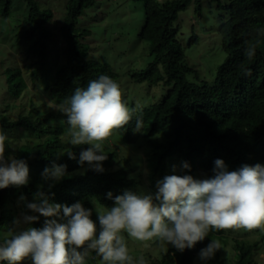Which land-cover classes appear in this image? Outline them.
Instances as JSON below:
<instances>
[{"label": "trees", "instance_id": "16d2710c", "mask_svg": "<svg viewBox=\"0 0 264 264\" xmlns=\"http://www.w3.org/2000/svg\"><path fill=\"white\" fill-rule=\"evenodd\" d=\"M134 1L141 3L144 15L137 37L148 44L151 61L142 71L131 73L130 79L135 84L160 85L165 92L158 101L135 111L127 125L114 130L110 139L103 142L108 155L102 164L103 172H94L87 163L83 166L78 163L80 152L90 146H71L68 139V144L65 143L67 117H62L61 112L17 113L10 117L12 110L21 106L22 101L19 100L29 89L18 62H14L8 71L6 84L10 96L9 103L0 112V130L6 135L21 132L30 138L22 140L23 136H18V139L9 140L5 153L6 159L11 156L26 161L29 182L25 186L0 189V243L10 230H16L13 225L18 218L39 216L26 207L27 203L40 202L35 197L38 189L52 203L71 206L79 202L84 208L91 209L98 236L99 221L95 209L112 207L115 196L132 189L154 195L156 182L168 175V170H173V167L177 168L176 175L188 174L202 179L201 173L206 178L213 176L217 159L223 160L229 171L242 165L264 166V0H209L225 15L221 16L222 22L217 30L225 58L216 68L210 84L189 80L196 71L184 59L177 39L178 28L174 25L178 14L192 1L195 9H199V0ZM96 2L67 0L65 17L57 22L56 19L51 21V11L41 8L37 0H0L1 17L11 18L12 10L19 16L14 30L20 31L15 34L13 30L12 34L15 43L19 44V54L22 50L20 61L25 65L28 81H39L42 90L36 96L50 100L55 108L71 97L76 88H86L89 81L100 75L116 81V74L107 64L88 58L86 37L89 31L77 26L83 12L93 8ZM51 27L57 28L65 47L64 61L53 69L48 67L49 41L54 38ZM193 40H196L195 35H192L189 45ZM249 49H254L251 59L248 57ZM248 71L250 75L246 74ZM136 133L142 135L144 151L142 156H134L137 160L132 166L136 165L139 171L133 178L129 165L134 157L127 147ZM69 150L75 159H69ZM184 162L190 165V171L182 169ZM53 163L66 165V175L58 182L45 181L42 173ZM119 163H122L119 168L110 169L111 165ZM141 166L146 173L144 181L141 179ZM109 192L112 200L107 197ZM21 196L25 199L21 200ZM44 220L45 217L39 216L36 222L24 224V228H41ZM58 222H63L62 213ZM238 230L247 233L243 228ZM224 233L225 230H213L194 248L185 249L182 253L166 242L154 239L147 247L150 252L141 254L139 251L131 255L134 258L143 255L147 264H192L194 256L211 239H217L221 244H227L229 240L231 262L222 261L216 254L205 264H258L254 255L261 249L262 238L249 243L246 238L228 239ZM153 247L156 251L150 250ZM23 264L32 262L29 258ZM87 264L103 262L93 252Z\"/></svg>", "mask_w": 264, "mask_h": 264}, {"label": "clouds", "instance_id": "9594fccd", "mask_svg": "<svg viewBox=\"0 0 264 264\" xmlns=\"http://www.w3.org/2000/svg\"><path fill=\"white\" fill-rule=\"evenodd\" d=\"M253 55L254 49H249V59ZM56 110L67 117L70 145L90 146L80 152L78 163L81 166L87 163L94 172H103L102 164L108 159L103 142L114 130L127 125L136 111L128 107L119 84L107 75L89 81L86 88H76L71 97L56 105ZM9 140L0 130V189L25 186L29 182L26 161L11 156L6 159V142ZM67 155L69 159H75L70 150ZM214 165L211 178H206L204 173H201L202 179L188 174L176 175L178 172L173 167L175 174L156 182L154 195L146 194L147 191L137 194L132 189L115 196L112 207L95 209L99 221L98 236L91 209L84 208L79 202L71 206L52 203L38 189L35 197L40 202L27 203L26 207L45 217L43 227L10 230L0 243V262L23 264L30 258L32 264H87L94 252L103 264H147L143 255L134 258L133 252L130 254L127 238L141 242L158 239L181 253L194 248L213 230H225L223 235L232 239L226 232L237 229L233 238L249 241L248 233L264 227V166L242 165L229 171L221 159ZM66 168V165L53 163L44 169L42 178L58 182L66 175ZM182 169L191 170L187 162L182 164ZM107 197L112 200V193L109 192ZM20 199L25 198L21 196ZM61 213L63 222H58ZM39 216L24 215L22 222L30 225ZM14 223L19 225L21 220ZM240 228L247 233L238 230ZM256 236L260 238L254 242L260 241L262 235ZM220 249L219 241L211 239L201 249L199 258L210 260ZM228 258L229 254L221 260L229 261Z\"/></svg>", "mask_w": 264, "mask_h": 264}, {"label": "rangeland", "instance_id": "374dc122", "mask_svg": "<svg viewBox=\"0 0 264 264\" xmlns=\"http://www.w3.org/2000/svg\"><path fill=\"white\" fill-rule=\"evenodd\" d=\"M160 2L166 0H158ZM15 2V1H14ZM39 6L44 9H48L52 13V19L63 20L65 17V5L67 0H37ZM16 2L14 3L15 6ZM15 9V8H14ZM13 14L11 18H3L0 16V112L9 103L10 92L7 89V75L8 71L14 62H18L21 69L22 77L26 80L27 89L29 92L20 99L22 101L21 106L15 107L10 113V117H14L17 113L28 114L31 112L32 115L43 114L45 112L55 111L56 108L54 103L50 100H44L43 98L36 96L39 92L41 94V84L35 80L28 81V74L25 71L24 63L20 61L22 55L19 54V44L15 43L14 34H12L14 28L19 23V16L12 10ZM221 16H225L222 11L217 10L215 6L209 3V0H199V9H195V3L192 1L187 8L180 12L174 25L178 28L177 39L182 47L185 61L188 65L196 71V75H192L189 80L191 82L198 83L200 80L210 84L215 75L216 68L222 64L225 58V54L221 49L220 37L217 33L218 27L222 22ZM144 15L143 8L140 2L134 0H97L94 7L83 12L79 18L77 26L89 31V35L86 37V44L89 48V59L99 63L107 64L111 70L116 74V82L119 84L122 97L127 103L128 107L134 106L136 111L144 107H148L153 102L160 99V96L165 92L163 87L155 86L150 87L148 83L135 84L130 79V74L133 72H140L149 64L151 56L148 52V44L138 39V32L143 24ZM53 32V40L49 41V61L48 67H53L61 64L64 59V43L59 38L57 28L51 27ZM19 29H15V34L19 33ZM192 35H195V39L191 41ZM55 113H59L57 110ZM63 117L64 114L60 113ZM68 128V126H66ZM10 140L18 139V136H23L21 132L8 134ZM17 138H13L16 137ZM64 138L66 144L70 137L68 134ZM30 139L27 137L22 140ZM68 139V140H67ZM110 137L107 139L109 140ZM103 146L104 143H103ZM105 148V147H104ZM115 148L114 146L111 147ZM128 152L134 156H142L144 151V140L140 133H136L134 139L129 143L127 147ZM107 149H105L106 151ZM137 157H134L130 161L129 167L131 168V176L134 178L138 175L136 165ZM178 163V162H176ZM122 163L113 164L110 169H117ZM175 165V163H174ZM141 179L145 180V169L143 166L140 167ZM177 169V168H175ZM175 172L172 169L168 170V175H173ZM137 194H145L141 189L133 191ZM19 225L14 223V228L18 231L24 229V223L22 218ZM254 233H248L249 241L253 243L260 237L256 236L261 234L262 243H260L261 249L256 251L254 260L258 264H264V227L259 230L253 231ZM228 237L233 238L237 234L232 230H228ZM127 238V237H126ZM128 246L133 252H141L145 254L148 250V245L151 241H136L131 238H127ZM217 240V239H216ZM219 241V240H218ZM210 243V242H209ZM207 243L203 248H205ZM221 249L218 250L215 255L225 260L228 254H231V247L229 243L227 245L221 244ZM150 250H155L152 248ZM150 252V251H149ZM130 253V254H131ZM200 253V252H199ZM197 253L192 264H205L199 258ZM139 254V255H141ZM148 254V253H146ZM154 256L155 254H151ZM214 255V256H215ZM150 256V258H154ZM232 256V254H231ZM230 262V255H229ZM232 264V263H231Z\"/></svg>", "mask_w": 264, "mask_h": 264}]
</instances>
